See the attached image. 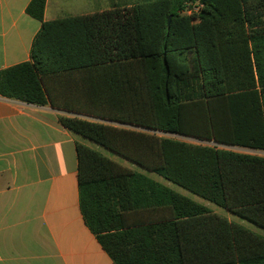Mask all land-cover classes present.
<instances>
[{
  "label": "trees",
  "instance_id": "16d2710c",
  "mask_svg": "<svg viewBox=\"0 0 264 264\" xmlns=\"http://www.w3.org/2000/svg\"><path fill=\"white\" fill-rule=\"evenodd\" d=\"M46 4H29L31 61L0 71V96L70 113L72 133L264 230V155L233 149L264 152V0L53 21ZM77 156L83 218L115 264H264L261 234L89 146Z\"/></svg>",
  "mask_w": 264,
  "mask_h": 264
},
{
  "label": "crops",
  "instance_id": "0c3cea01",
  "mask_svg": "<svg viewBox=\"0 0 264 264\" xmlns=\"http://www.w3.org/2000/svg\"><path fill=\"white\" fill-rule=\"evenodd\" d=\"M31 1L0 0V71L31 61L41 28L27 14ZM76 1L70 17L115 6ZM59 13L47 0L44 20ZM61 114L70 115L0 96V264H115L80 207L77 145L93 143L64 128Z\"/></svg>",
  "mask_w": 264,
  "mask_h": 264
},
{
  "label": "rangeland",
  "instance_id": "374dc122",
  "mask_svg": "<svg viewBox=\"0 0 264 264\" xmlns=\"http://www.w3.org/2000/svg\"><path fill=\"white\" fill-rule=\"evenodd\" d=\"M58 2V5L60 4V13H59V17L63 18V17H70L72 16V13L71 11L68 9L69 7H74L76 8L78 5L76 4L77 1L76 0H68L70 3L67 5V6H63V0H56ZM101 1L102 5H103V9L104 8H107V6H110V4H113V5H118L120 7H125V6H132L133 4L137 3L138 1L140 0H99ZM73 3V4H72ZM161 136L163 137H173V138H176V139H179V140H182V141H185V142H189V143H200L199 141L195 140V139H192V138H187V137H183V136H174V135H168V134H163L161 133ZM93 145V148H97L99 152H101L103 155H105L106 157L120 163L121 165L123 166H126L132 170H134L135 172H138V173H142L146 176H148L149 178L171 188L172 190L196 201L197 203L199 204H202L206 207H208L209 209H211L212 211L218 213V214H221V215H224V216H227V217H231V220H234L240 224H242L243 226L249 228L250 230L252 231H257L259 234H261L262 236H264V230L260 229V228H257L255 227L254 225L246 222V221H243L241 220L240 218L230 214L228 211L222 209V208H219L217 207L216 205L178 187L177 185H174L170 182H168L167 180H165L164 178L158 176L157 174L155 173H152V172H149L147 170H145L144 168H141L129 161H127L126 159L106 150L105 148H102L96 144H92ZM234 150L236 151H239V152H248V153H255V154H260V155H264V152H252V151H249V150H244V149H240V148H233Z\"/></svg>",
  "mask_w": 264,
  "mask_h": 264
},
{
  "label": "built area",
  "instance_id": "2783aa9c",
  "mask_svg": "<svg viewBox=\"0 0 264 264\" xmlns=\"http://www.w3.org/2000/svg\"><path fill=\"white\" fill-rule=\"evenodd\" d=\"M199 10V8H194V9H188L185 14L191 15L193 12H197Z\"/></svg>",
  "mask_w": 264,
  "mask_h": 264
},
{
  "label": "water",
  "instance_id": "95a60500",
  "mask_svg": "<svg viewBox=\"0 0 264 264\" xmlns=\"http://www.w3.org/2000/svg\"><path fill=\"white\" fill-rule=\"evenodd\" d=\"M168 23H170V19L168 20Z\"/></svg>",
  "mask_w": 264,
  "mask_h": 264
}]
</instances>
